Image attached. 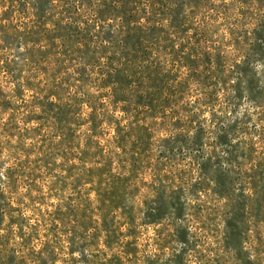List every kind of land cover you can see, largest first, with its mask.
<instances>
[{"label": "rangeland", "instance_id": "374dc122", "mask_svg": "<svg viewBox=\"0 0 264 264\" xmlns=\"http://www.w3.org/2000/svg\"><path fill=\"white\" fill-rule=\"evenodd\" d=\"M0 264H264V0H0Z\"/></svg>", "mask_w": 264, "mask_h": 264}]
</instances>
